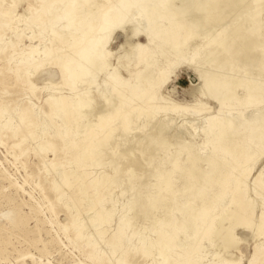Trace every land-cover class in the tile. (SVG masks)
Segmentation results:
<instances>
[{
    "label": "rangeland",
    "instance_id": "1",
    "mask_svg": "<svg viewBox=\"0 0 264 264\" xmlns=\"http://www.w3.org/2000/svg\"><path fill=\"white\" fill-rule=\"evenodd\" d=\"M64 3L65 0H46L44 4H40L39 0L1 1L2 9L11 11L13 20L0 30V109L3 111L0 123L5 120L13 122L19 107L31 104L36 111L33 119L36 135L24 138V129L14 132L0 127V264H150L156 256V246L146 243L155 240L158 233L164 231L161 222L154 223L149 218L146 208L159 185L153 184L156 166L161 168L163 164L158 163L163 162L166 154L188 143H194L202 156L210 153L213 145L200 144L205 139V128L221 116L230 119V115L237 116L235 120L253 116L251 110L254 107L230 109L231 114L226 115V110L219 109L214 101L201 94V82L184 66L166 84L162 92L167 100L160 102L142 98L128 105L123 104L118 93H107L111 86V82L107 81V70L93 72L84 82L74 84L62 81L58 68L50 64L55 59L62 61L71 52L68 47L71 40L62 27L59 28L62 36L52 37L50 19L57 12H62ZM101 4L104 7L107 5ZM53 5L56 9L52 8ZM41 14L44 30L38 32ZM124 35V31H116L112 36L109 68L116 65L119 56L129 51ZM139 40L145 41L143 37ZM130 42L136 44L139 41L133 36ZM44 43L54 48L46 58L41 55ZM32 47H37V52L31 53ZM120 60L131 63L135 70L140 68L139 64H133L135 60L131 62L128 54ZM38 65H42L39 73L33 72ZM18 74L24 75L28 82H23ZM119 75L124 79L129 77V73L121 68ZM88 93L94 98L93 109L84 118L79 113L73 114L71 117L76 119L70 128L74 135L85 137V148H82L91 157L90 175L82 177L81 168L66 161L70 153L65 149L53 153L39 147L51 136L49 128L57 117L49 113L45 100L56 102L55 111L62 114L66 103L76 101L78 95L89 102ZM105 96H113V104L118 109L114 117L105 115L107 125L100 128L96 124L98 116L106 108ZM170 102L186 105L190 109L185 113L170 112L166 108ZM127 113H131L132 121L131 128L125 132L122 122L126 120ZM107 133H112L107 139L109 143L100 158H96L92 153L93 144L100 142ZM164 161L168 162V159ZM167 165L165 163L164 166L169 170ZM69 168H73L79 177L71 181L68 191L59 193L54 189V181L61 171ZM199 169L198 180L190 183V187L205 191L207 186H203V178L208 166L200 162ZM91 177L101 178L108 187L104 205L95 200V204L87 210L91 206L88 196H94L96 187L90 186L87 196L80 191L79 184H87ZM127 187L134 191L131 202L126 201ZM72 196L77 198L78 203ZM237 199L250 208L248 213L240 211L250 228L238 224L229 227V220L223 217L231 214L234 208H239L235 203ZM172 211L166 229L175 234L172 240L174 250L162 264H250L258 242L263 243L262 248L252 264H264V218L261 220L259 216L264 211V139L261 148L256 149L247 162L234 163L223 195L197 222L189 244L179 243L185 235L178 228L184 215ZM95 213L100 214L101 225L95 228L85 225V221H91ZM220 226L228 228L226 237L238 243L224 248L221 238L217 239L214 232ZM118 227H127L125 232L132 238L128 248L120 246L113 252L110 242L114 240ZM208 227H212V231H207ZM144 244L147 245L146 255L140 251ZM183 253H189L192 260L187 261Z\"/></svg>",
    "mask_w": 264,
    "mask_h": 264
},
{
    "label": "bare ground",
    "instance_id": "2",
    "mask_svg": "<svg viewBox=\"0 0 264 264\" xmlns=\"http://www.w3.org/2000/svg\"><path fill=\"white\" fill-rule=\"evenodd\" d=\"M1 1L0 30L13 20L11 11L7 12L2 9ZM39 1L40 4H44L46 0ZM102 1L101 3L107 4L105 7L99 0H65L62 12H57L50 19L51 36L56 38L62 36L63 33L59 29L62 27L71 40L68 45L71 52L62 61L55 59L51 64L49 62L51 66L55 65L58 68L62 81L74 84L79 81L84 82L87 76L93 75V72L107 70V81L111 82L107 93H118L123 104L128 105L142 98L160 102L167 100L162 92L165 91L163 89L166 84L173 79L177 70L184 66L190 69L201 82V94L214 101L219 109L226 110V115L231 114L230 109L240 110L244 107H254L251 110L253 116L237 120H235L237 116L230 115L232 119L221 116L215 118L205 128L203 133L205 139L200 144L213 145L210 153L202 156L196 150L194 143H188L179 147L177 151H170L166 154L163 158L168 159V162L163 160L158 163L163 164L161 168L160 165L156 166V180L153 184L159 185L153 197H150V201L146 204V208L149 218L154 223L161 222L164 231L158 233L155 240L145 243L156 246V256L150 264H162L174 250L172 240L175 234L166 229L170 222L171 211L185 216L181 217L182 222L178 224V228L185 233L179 243L189 244L197 222L204 218L206 212L214 206L215 201L223 195L234 163L247 162L255 150L262 146L264 139V0ZM52 8L56 9L54 5ZM40 16L37 25L38 32L44 30V18L42 14ZM61 21L62 23L58 24ZM116 31L125 32L124 40L129 45V51L127 50L128 52L124 55H130L131 62L135 60L133 64L140 65L138 70L132 68L129 62L122 63L120 59L124 55L119 56L116 65H111L109 68V59L112 55L109 46ZM133 36H136L139 41L136 44L130 42ZM140 37H143L145 41L139 40ZM36 48L30 49L31 53L37 52ZM53 50L54 48L45 44L41 51L42 57H49ZM41 67L42 65L36 66L33 72L39 73ZM120 68L126 70L129 77L121 78ZM18 78H21L23 82H28L22 74H18ZM86 97L89 98V102L84 101L86 99L78 95L76 101L66 103L65 112L62 114L56 113V102L45 100L49 113L57 117L49 128L51 136L39 147L40 150L46 149L53 153L65 149L67 153H70L66 161L80 167L82 177L90 175L91 157L84 149L85 137L74 135L70 132V128L71 123L76 119L75 116L71 117L73 114L79 113L84 118L93 109L94 98L90 93ZM103 100L106 108L100 115L98 114L96 124L100 128L107 125L108 119L105 115L114 117L118 109L113 104L115 101L113 96L109 98L105 96ZM169 104L166 108L170 112L185 113L190 109L186 105L175 102ZM35 115L36 111L31 104L19 107L14 121L8 123L5 120L0 123V127L10 128L14 132L24 129V138H33L36 135L33 130ZM2 117L3 111L0 109V120ZM125 118L126 120L122 122L123 130L127 132L131 128V113H127ZM110 135L112 133H107L100 142L93 144L92 153L96 158H100L103 149L108 145L107 139ZM200 162H205L208 166V171L203 178V186H207L206 190L210 191V194L206 190L198 191V188L190 187V183L198 180ZM165 163L169 165V170L165 168ZM78 177L79 175L73 168L65 169L56 177L54 189L59 193H64L71 188V181ZM255 181L258 183V179ZM79 185L80 191L87 196L88 188L96 187L94 196H88L91 206L87 210L91 209L95 200L104 205L108 187L106 181L91 177L87 184ZM128 190L126 201L131 202L134 198V191L132 192L130 188ZM85 195L83 196L87 198ZM72 198L77 202V198L74 196ZM199 200L201 202L198 203ZM85 202H87L86 199ZM235 203L239 208H234L231 214L228 216L225 214L223 217L229 220V227L238 224L250 228L248 220L243 219L240 214V211L248 213L249 206L238 199ZM259 216L262 220L264 211H261ZM102 222L100 214L95 213L91 221H85V225L95 228ZM123 228H117L116 238L114 237V240L110 242L113 252L120 246L129 247L127 244L132 236L126 234L127 227ZM215 230V237L221 238L224 248L238 243L226 237L228 228L220 226ZM207 231H212V227H208ZM146 244L140 247L144 255L147 254ZM262 244L259 242L255 244L250 264L255 261ZM189 253L182 254L187 261L192 260Z\"/></svg>",
    "mask_w": 264,
    "mask_h": 264
}]
</instances>
